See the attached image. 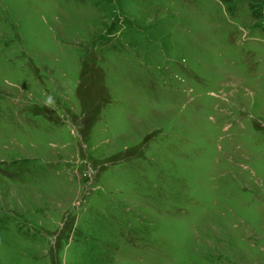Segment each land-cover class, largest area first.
<instances>
[{
	"label": "rangeland",
	"instance_id": "1",
	"mask_svg": "<svg viewBox=\"0 0 264 264\" xmlns=\"http://www.w3.org/2000/svg\"><path fill=\"white\" fill-rule=\"evenodd\" d=\"M263 7L0 0V264H264Z\"/></svg>",
	"mask_w": 264,
	"mask_h": 264
},
{
	"label": "trees",
	"instance_id": "2",
	"mask_svg": "<svg viewBox=\"0 0 264 264\" xmlns=\"http://www.w3.org/2000/svg\"><path fill=\"white\" fill-rule=\"evenodd\" d=\"M261 11L264 13V7L261 9ZM262 15V14H261Z\"/></svg>",
	"mask_w": 264,
	"mask_h": 264
}]
</instances>
